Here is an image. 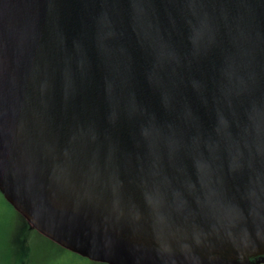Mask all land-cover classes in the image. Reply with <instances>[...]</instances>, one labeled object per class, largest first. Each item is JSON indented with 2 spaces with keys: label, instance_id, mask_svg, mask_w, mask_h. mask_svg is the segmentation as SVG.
<instances>
[{
  "label": "water",
  "instance_id": "obj_1",
  "mask_svg": "<svg viewBox=\"0 0 264 264\" xmlns=\"http://www.w3.org/2000/svg\"><path fill=\"white\" fill-rule=\"evenodd\" d=\"M0 192L106 264H264V0H0Z\"/></svg>",
  "mask_w": 264,
  "mask_h": 264
},
{
  "label": "rangeland",
  "instance_id": "obj_2",
  "mask_svg": "<svg viewBox=\"0 0 264 264\" xmlns=\"http://www.w3.org/2000/svg\"><path fill=\"white\" fill-rule=\"evenodd\" d=\"M61 248L64 247L32 227L0 194V264H45L50 254Z\"/></svg>",
  "mask_w": 264,
  "mask_h": 264
},
{
  "label": "trees",
  "instance_id": "obj_3",
  "mask_svg": "<svg viewBox=\"0 0 264 264\" xmlns=\"http://www.w3.org/2000/svg\"><path fill=\"white\" fill-rule=\"evenodd\" d=\"M91 262L92 261L88 258H85L65 248H61L60 250L56 251V253L54 252V254H50L49 258L45 260V264H91Z\"/></svg>",
  "mask_w": 264,
  "mask_h": 264
}]
</instances>
